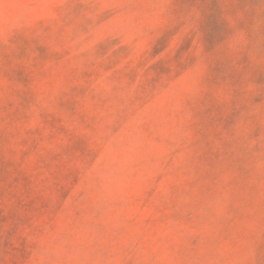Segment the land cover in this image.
Listing matches in <instances>:
<instances>
[{
  "label": "rangeland",
  "instance_id": "obj_1",
  "mask_svg": "<svg viewBox=\"0 0 264 264\" xmlns=\"http://www.w3.org/2000/svg\"><path fill=\"white\" fill-rule=\"evenodd\" d=\"M0 264H264V0H0Z\"/></svg>",
  "mask_w": 264,
  "mask_h": 264
}]
</instances>
